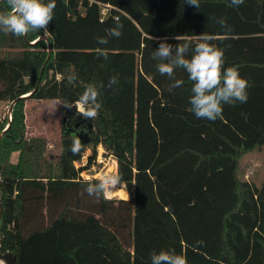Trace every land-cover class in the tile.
Returning a JSON list of instances; mask_svg holds the SVG:
<instances>
[{
  "label": "trees",
  "instance_id": "trees-1",
  "mask_svg": "<svg viewBox=\"0 0 264 264\" xmlns=\"http://www.w3.org/2000/svg\"><path fill=\"white\" fill-rule=\"evenodd\" d=\"M230 3L56 0L50 35L0 31V103L15 102L10 121L0 120V255L15 264H151V253L174 250L188 264H264V181L257 188L237 176L241 160L264 146V0ZM117 17L122 35L108 37ZM203 33L224 49V67L249 83L247 102L223 104L214 122L191 111L187 73L177 68L170 79L152 59L158 38L189 43L190 57ZM112 76L119 83L108 87ZM176 79L183 85L170 90ZM88 83L101 93L92 120L63 105ZM27 100L62 105L58 158L45 138H27ZM81 119L87 136L74 155ZM98 146L115 160L127 200L84 192L98 180L81 177Z\"/></svg>",
  "mask_w": 264,
  "mask_h": 264
},
{
  "label": "clouds",
  "instance_id": "clouds-1",
  "mask_svg": "<svg viewBox=\"0 0 264 264\" xmlns=\"http://www.w3.org/2000/svg\"><path fill=\"white\" fill-rule=\"evenodd\" d=\"M8 11H0V31L11 33L15 36H26L29 32H41L47 36L49 22L54 18L56 0H6ZM185 3L200 7V0H185ZM244 0H231L229 6L239 7ZM215 23L222 29H228L225 18H213ZM114 27L107 30V36L119 38L122 35L123 25L119 18ZM151 39H154L151 37ZM168 37L158 38V48L154 50L152 59L159 61L156 68L161 75H167L174 79V72L177 68L183 69L189 80L193 82L192 95L189 99L191 111L195 117L215 121L221 118L223 104L232 105L236 102L246 103L248 100L247 89L249 83L241 78L236 66L224 67V49L218 48L211 43L213 37L203 33L197 36L198 42L192 48V54L188 57L191 45L189 43L176 44L167 43ZM177 39V37H176ZM97 43L104 45L108 43L107 37H97ZM101 50L105 60L108 59ZM73 74L69 82L76 81ZM119 83L118 76L109 78L108 87ZM183 80L176 79L170 85V90L183 85ZM84 91L74 103H64L66 108H76L79 115L86 119H95L102 106L99 102L100 91L96 85L84 84ZM79 138L73 134L71 152L76 155L82 149ZM119 185V188H117ZM89 196L110 197L116 192H123L129 198L127 183L116 168L101 173L96 182L87 183L84 188ZM203 245V241H197ZM151 264H188L186 256L176 254L174 250H161L159 253H151Z\"/></svg>",
  "mask_w": 264,
  "mask_h": 264
},
{
  "label": "rangeland",
  "instance_id": "rangeland-1",
  "mask_svg": "<svg viewBox=\"0 0 264 264\" xmlns=\"http://www.w3.org/2000/svg\"><path fill=\"white\" fill-rule=\"evenodd\" d=\"M105 13L103 11L102 14L105 15ZM8 110L9 108L6 103H0V120L8 116ZM62 112V105L55 101L27 100L24 106L27 138H45L47 141V153L55 158H58L60 154ZM90 153V150L85 152L82 164L86 163ZM96 153L95 162L89 170L82 172L81 177L83 179H98L101 173L116 168L115 160L101 146L96 148ZM80 165L79 163L75 164L76 168L80 167ZM237 176L242 181L252 182L257 188L261 187L264 181V146L246 155L241 160ZM108 198L121 199L117 195H112ZM127 199L128 197L125 196L123 200Z\"/></svg>",
  "mask_w": 264,
  "mask_h": 264
},
{
  "label": "water",
  "instance_id": "water-1",
  "mask_svg": "<svg viewBox=\"0 0 264 264\" xmlns=\"http://www.w3.org/2000/svg\"><path fill=\"white\" fill-rule=\"evenodd\" d=\"M29 96L30 95H26V96H24L22 98H28ZM14 103L15 102L11 103L10 108L8 110V118H9V121H10L11 108L14 105ZM86 121H87L86 119H81L79 122H77V123H75L73 125V129L76 130L79 125L86 124L87 123ZM87 127H88V131H90L91 128H92V126L89 123H88V126ZM76 136L79 138V140H84V139H81L80 138V135L77 134ZM85 136H87L86 133H85ZM0 261H2L4 264H15V258L10 253H5V254L0 255Z\"/></svg>",
  "mask_w": 264,
  "mask_h": 264
},
{
  "label": "flooded vegetation",
  "instance_id": "flooded-vegetation-1",
  "mask_svg": "<svg viewBox=\"0 0 264 264\" xmlns=\"http://www.w3.org/2000/svg\"><path fill=\"white\" fill-rule=\"evenodd\" d=\"M79 122V121H78ZM76 123V122H75ZM85 124H81L79 125L78 127H81V128H77L75 131H78L80 132L79 135H80V138L81 139H86V136H85V133H82L83 131H85V128L84 127Z\"/></svg>",
  "mask_w": 264,
  "mask_h": 264
},
{
  "label": "bare ground",
  "instance_id": "bare-ground-1",
  "mask_svg": "<svg viewBox=\"0 0 264 264\" xmlns=\"http://www.w3.org/2000/svg\"><path fill=\"white\" fill-rule=\"evenodd\" d=\"M118 188H119V186H118ZM114 195L119 196L121 199H124V197H125L123 192H116V193H114ZM0 264H3V263L0 261Z\"/></svg>",
  "mask_w": 264,
  "mask_h": 264
},
{
  "label": "crops",
  "instance_id": "crops-1",
  "mask_svg": "<svg viewBox=\"0 0 264 264\" xmlns=\"http://www.w3.org/2000/svg\"><path fill=\"white\" fill-rule=\"evenodd\" d=\"M53 102H54V101H53ZM55 102H57V101H55ZM16 156H17L16 154L13 156L14 161H15V159H16Z\"/></svg>",
  "mask_w": 264,
  "mask_h": 264
}]
</instances>
